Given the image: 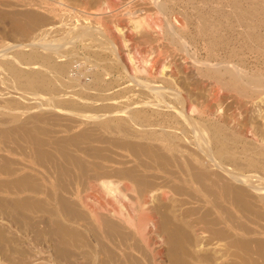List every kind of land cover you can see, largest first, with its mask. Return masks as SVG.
Wrapping results in <instances>:
<instances>
[{
	"label": "rangeland",
	"instance_id": "rangeland-1",
	"mask_svg": "<svg viewBox=\"0 0 264 264\" xmlns=\"http://www.w3.org/2000/svg\"><path fill=\"white\" fill-rule=\"evenodd\" d=\"M94 1L0 0V218L15 217L17 222H22H16L13 239L26 240L28 236L27 244L18 241L17 246L14 243V250H17L14 257L22 256L23 251L30 256V233L23 237L20 232H30V223L23 221H30V218L59 214L68 224L98 234L79 193L85 189L88 177L105 173L115 182L127 183L132 190L129 189L127 195L134 201H139L140 194L153 191V198L146 207L157 224V233L165 241L155 245L156 249H161V264H264V192L261 194L244 187L245 192L238 193L240 187L235 188L237 183L232 182L225 186L221 183L214 185L206 179L200 184L192 180L190 183L180 182L171 152L166 151L158 140L164 133L159 126H164L168 132L172 128V110L153 105L152 98L142 86H164L163 79L169 80L174 64L180 63L175 35L170 37L165 33L164 23L170 24L180 35V40L189 44L187 53L193 52L202 61L208 47L215 55L216 63L230 64L247 76L263 80L264 0H117L119 3L106 0L115 5L112 7L108 3L112 8L101 13L99 20L105 18V21H98V17L91 15L98 12L96 7L105 0ZM128 16L147 20V16L150 20L157 17L162 30L144 32V35L142 30L131 28ZM115 22L123 33L129 32L132 42L128 40L123 45L119 35L113 36L106 30ZM178 22L183 26L176 31ZM47 43L55 44L56 50L45 51L43 47L50 46ZM127 53L136 56L134 59L138 61L148 62L149 72L147 69L145 74L132 72L125 56ZM159 69H164V78L157 74ZM80 89L88 90L81 92ZM166 100L170 102V97L166 96ZM89 102L95 103L91 106ZM254 102H251L253 106L248 103L250 107L246 104V107L239 108L242 116H254L262 110L264 115V104ZM77 107L82 111L77 112ZM93 107L96 110L91 111ZM84 110L87 117L82 113ZM106 111L111 115H104ZM163 118L168 122L162 121ZM139 125L142 127L138 128ZM257 172L264 178V172ZM256 173L253 171L249 175ZM208 174L206 178H212L213 174ZM263 186L264 182L260 181L256 187L264 189ZM89 193L94 194L93 190ZM95 197L102 198L101 192ZM104 199L102 202H108L107 198ZM105 226L98 231L102 236L108 235L113 242L110 264L150 263L148 250L130 228L114 223Z\"/></svg>",
	"mask_w": 264,
	"mask_h": 264
},
{
	"label": "bare ground",
	"instance_id": "bare-ground-1",
	"mask_svg": "<svg viewBox=\"0 0 264 264\" xmlns=\"http://www.w3.org/2000/svg\"><path fill=\"white\" fill-rule=\"evenodd\" d=\"M112 1H114V0H112ZM96 2H97V0H96ZM116 2H117V0H116ZM108 3H110V2L105 0L100 5L99 4H98V6L96 5L98 7V8L96 7L98 12L91 14V15L98 17V21L104 20L105 19L104 18L105 16H103L104 14L102 15L103 17L101 16L104 19L99 20L101 13L103 11L106 12V10L109 11L110 8H112L115 5L114 3H113V5L110 3V5L112 6V7H110ZM117 3H119V2H117ZM155 4L157 5V3H155ZM161 4H162V2H161ZM161 4L158 5V7L160 9L162 7ZM76 6H78V5H76ZM117 8H118V6H117ZM122 8H124V7H122ZM154 8H156V7H154ZM159 8H158V10H159ZM147 10H149V9H147ZM161 10H159V11H161ZM92 12H94V11H92ZM158 12L156 14H159ZM113 14L115 15V12ZM82 15H83V13H82ZM121 15H123V14H121ZM129 16H128V18H129L128 22H129V24H131V26H132L131 28H133V30H142L143 33L144 32L145 33H147V32L151 33L157 29L159 31L160 28H162V25L160 23L161 21H159L157 17H155L156 19L150 20L151 18L149 19V17L147 16V18H148V20H147L145 18L144 19H141V18L140 19H136V18L133 19V17L131 18ZM131 16H133V15H131ZM134 16H136V15L134 14ZM107 17H109V16H107ZM107 19H109V18H107ZM147 21H150V22H147ZM104 23H106V22H104ZM100 24L102 25V23H100ZM117 25L118 24H116V22L112 23L108 27V29H106V30L111 32V34H113V36L119 35L120 40H122V44L125 45L126 41L131 40L130 35L128 34L129 32L123 33L121 31V29H118ZM177 25L178 26H175V28H176V31H179L182 28L183 24H181V22L180 23L178 22ZM163 26H166L163 28H164L165 33L168 36L171 37V36L175 35L174 36L175 37L174 38L175 39L174 44L178 47L177 50L180 52V53L179 52L177 53L180 55V57H178V59L180 60V63L178 64L179 61L177 62L175 60L177 62V64H174V70L171 71V73L169 75V80H168V78H166L168 81L164 80V79L162 81V83H164L163 84L164 86L154 87L153 86L154 84H152V86L150 84V86H149L148 84L145 85L144 83H143L144 85H142V86L147 91L148 95H150V97L152 98V104L153 105L162 106L165 109L170 108L172 110V116H170L171 117L170 123L172 121V125H171L172 128H171V130L169 128L170 133L165 128H163L164 127L163 125H162L163 127L159 126V130L164 132V133H163V135L161 134L162 136L160 138H158V140L163 145L164 149H166V151L171 152L173 161L175 163V168H176L175 172H177V174H178V177H177L178 180L180 182H185V183H190L192 180V182L200 184V181H202L203 179H206V181H209L210 183H212L214 185L221 183V184H224V186H225V184L228 185L229 182H232V183H237L236 186L233 184L235 188L240 187L237 190L238 193H239V191L245 192L244 187H249L248 189L252 188V189H254L253 191H257V192L262 194V191L264 192V189H260V187L257 188L256 186L260 184V181L264 182V178L260 177L258 175L259 173L257 172L258 170L264 172V123L262 122V120L264 121V115L261 114L263 112V110H262V112H259L257 115H254V116H242V114L240 112L241 110L239 108H244V107H246V104L248 105V103H251V102L253 103L254 101H256L260 104H264V82H263L264 79L262 80L261 77L247 76V74L245 72L244 73L246 75L241 70H239L240 68L237 69L230 64H226L223 62L216 63L215 55L212 54V50H209L208 47H206V57L204 60L201 61L200 59L197 58V56L195 54H192L193 52H191V54L187 53L186 47H188L189 44H186L185 40H180L181 39L180 35L178 34V32L174 31L173 27L170 24L165 25V23H164ZM88 30H90V29H88ZM106 30H105V32H107ZM91 32H93V31H91ZM102 33H101V36H102ZM145 33H144V35H145ZM155 33H157V32H155ZM82 34H84V33H82ZM111 34H109V35H111ZM93 35H95V34H93ZM148 35H149V33H148ZM99 36H100V34H99ZM81 38H82V36H81ZM94 38H96V37H94ZM147 39H151V38L148 37ZM58 41H60V40H58ZM92 42H94V41H92ZM131 42H132V40H131ZM162 43H163V41H162ZM47 44H49V43H47ZM54 45L53 44L50 46L46 45L43 47V45L41 44V46L44 48V50L46 49L45 51H47V50L50 51L52 48L55 47ZM56 45H58V44L56 43ZM111 45H113V44L111 43ZM129 45H131V44H129ZM61 47H63V45ZM112 47H114V46H112ZM111 49H113V48H111ZM54 50H56V49L54 48ZM108 51H110V50H108ZM115 52H113V53L115 54ZM171 52H172V50H171ZM1 53L2 52H0V54ZM44 54H45V52H44ZM44 54L41 56H44ZM48 54H50V53H48ZM52 54H54V52ZM45 55H47V54H45ZM125 56H126L128 63L130 64L132 72H134V73H136V72L144 73V72H146L147 67H150L147 65L148 62L146 63L145 60L142 59V60L138 61L137 59H134V58H136L135 55H134L135 57H133L132 55L127 53ZM171 58H172V56H171ZM43 59H44V57H43ZM135 60H136V62H135ZM14 63H15V61H14ZM148 70H150V68L147 69V71ZM163 70L159 69L157 71V74L160 75L161 77H162V74L164 75ZM164 77H162V78H164ZM68 82L70 83V81H68ZM140 83H141V81H140ZM133 84H135V83H133ZM80 86H79V88H82V86L81 87ZM142 86L140 84L139 87L142 88ZM86 87L89 88L88 85ZM94 87H95V85H94ZM142 90L143 89H141V91ZM80 91L84 92L81 89H80ZM91 91H92V89H91ZM146 91H145V93H146ZM138 92L140 93V90ZM142 92H144V91H142ZM121 94H123V93H121ZM85 95H87V93ZM134 96H136V95H134ZM166 96L170 97V102H168L166 100ZM94 98L95 97H93V99ZM139 98H140V96H139ZM95 100L96 99H94V101ZM102 100H104V98ZM82 101H80V102H82ZM256 102H254V103H256ZM92 103H90L89 105H91ZM148 103H149V101L145 104H148ZM145 104L140 103V105H145ZM37 105H38V103H37ZM253 105L254 104H252V106ZM256 105H257V103H256ZM49 106L53 107L52 104H50ZM132 106L135 107V105H132ZM147 106H149V105H147ZM57 107L59 108V106H57ZM57 107L55 106L53 108H57ZM140 107H142V106H140ZM256 107H258V106H256ZM261 107H263V106H261ZM77 108L79 109V107H77ZM82 108H85V106ZM38 109H39V107H38ZM47 109H49V108H47ZM63 109H64V107H63ZM245 109H247V108H245ZM74 110H76V108H74ZM80 110L81 109H79V111H77V112H80ZM90 110L92 111V110H96V109H94V107H93V109L90 108ZM128 110L125 111V113L128 112ZM247 111H248V109H247ZM251 111H253V110L251 109ZM84 112H85V110L82 113L86 114ZM121 112H122V110H121ZM69 113H71V112H69ZM107 113L104 115H109V116L111 115L110 112H109L110 114H107ZM247 113L248 112H246V114ZM73 114H70V116ZM75 114H76V112H75ZM97 114H99V113H97ZM80 116H82V115L80 114ZM84 116L87 117V114ZM95 116L100 117V114L98 116L97 115H95ZM91 117H93V116H91ZM108 117L105 116V118H108ZM132 118H134V117H132ZM78 119H80V118H78ZM89 119L92 120L93 118H90V116H89ZM94 119L96 120V118H94ZM98 119H97V121L99 122ZM103 119H104V117H103ZM107 121H109V120H107ZM162 121L168 122V119L166 120L163 118ZM75 122H77V121H75ZM92 122H94V121H92ZM167 122H165V123H167ZM95 123H96V121H95ZM114 123L116 124V122H114ZM139 123H140V121H139ZM148 124L150 125V123H148ZM156 125H158V124H156ZM150 126H152V125H150ZM150 126L147 128H150ZM139 127H142V126L139 125L138 128ZM94 131L95 130H93L92 132H94ZM144 132H146V131H144ZM114 133H116V132L114 131ZM148 133H150V132H148ZM96 134H98V133H96ZM150 134H152V132ZM145 135H147V134H145ZM123 136H124V134H123ZM152 137H153V135H152ZM74 141H76V140H74ZM58 145H60V144H58ZM152 146H154V144H152ZM155 147L156 146H154V148ZM155 149L157 150L158 148L156 147ZM58 157H59V155H58ZM88 163H89V161H88ZM253 171H254V173L257 172L258 174L256 173V175H249ZM205 173H207V174L212 173L213 174L212 178L215 177V179H212L210 177L206 178L205 175H207V174H205ZM98 175H100V176H94V178L88 177L84 183L85 189H82L81 192L79 193V194H82L80 196V201L82 202V205L87 208L88 213L90 214V217H91V220L93 221V223L96 224L98 234L95 233V231L93 233H89V231L86 232L87 229L85 231L84 230L82 231V229L78 228V226L76 227V226H73L72 224H68L67 223L68 221L66 219H64L62 217V215H59V214L53 215V212L51 211L53 217H51V216L45 217L42 215V217H39L37 219L30 218V221L23 220L25 224L29 225V223H30V230H29L30 232H28V230H27V232H24V230H23V232L20 231L21 236L24 235L23 237H26V235H28L30 233V243H29L30 244V250H29L30 253L28 254L30 256H27V254L25 253L26 251H23L24 254H22V256H20V257L15 256L14 257V253H16L15 251H17V250H14L15 249L14 243L15 242L17 243L19 241V243H21V244L24 243V245H25V244H27L26 242H27L28 236H27L26 240H23L25 238H22L23 241L21 239L19 240L18 238H17L18 240L13 239L14 234L16 232L14 229V226L17 222L16 221L17 219H15V217H14V218H10V219L5 220V219H2L3 218L2 217V218H0V264H110L111 260L113 259V258L111 259V255H112L111 253H113L112 252L113 248L110 245L113 242L111 243V240L108 239L109 237L107 234H106L107 236L104 235L103 232L105 230L102 232L104 236H102L101 233L99 234V231H98L99 228L102 226H105V225L110 226V223L111 224L114 223V225L118 224L120 227L122 226L123 228L125 227L126 229L130 228L134 232V234L137 235L138 240L143 244L144 248L148 250V252L150 254L149 257L151 258V261L149 264H161L159 261V257H161V254H162L161 249L160 248L156 249L155 245H156V243L157 244H159L160 242L164 243L165 241L163 242L164 239L159 235V233H157V224H155L152 215H150L151 212L149 213V210L146 207V204H148L150 199L153 198V191H148L147 193L140 194V197H138L139 201H134V198L132 200L131 199L132 197L129 198V196L127 195L128 194L127 192H129V189H130V187L128 186L127 183H125V182L122 183L119 181L115 182L114 180L111 179L112 176H110L109 174L105 175V173L104 174L102 173V174H98ZM115 176H117V175L115 174ZM182 176L184 178H182ZM202 185H204V183H202ZM229 185H230V183H229ZM233 185H232V187H233ZM237 185H239V186L237 187ZM263 187H261V188H263ZM240 189H244V190H240ZM92 190H93L94 194L89 193V191H92ZM97 192H101L102 198L103 199L107 198L108 202H102V198L95 197ZM238 196H239V194H238ZM39 200H40V198H39ZM63 200H64V198H63ZM104 200L106 201V199H104ZM87 203L89 206L87 205ZM49 214H51V213H49ZM79 219H81V218H79ZM27 220H29V219L27 218ZM19 222H20V220H18L17 223H19ZM3 223H5V224H3ZM21 223H19V224H21ZM103 223H104V225H102ZM105 227L103 229H105ZM130 229H128V230H130ZM100 232H101V228H100ZM123 235H124V233H123ZM6 243H7V246H5ZM29 244H28V246H29ZM122 244H123V242H122ZM18 245L19 244L17 243V246ZM24 250H26V249H24ZM27 252H28V250H27ZM112 262H114V261H112ZM212 263H210V264H212Z\"/></svg>",
	"mask_w": 264,
	"mask_h": 264
}]
</instances>
